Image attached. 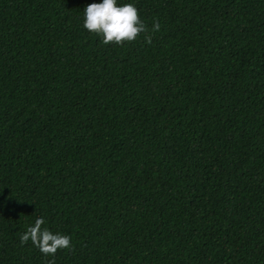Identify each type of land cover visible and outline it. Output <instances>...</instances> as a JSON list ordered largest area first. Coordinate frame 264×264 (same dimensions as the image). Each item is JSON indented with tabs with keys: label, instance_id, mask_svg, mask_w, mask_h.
<instances>
[{
	"label": "trees",
	"instance_id": "obj_1",
	"mask_svg": "<svg viewBox=\"0 0 264 264\" xmlns=\"http://www.w3.org/2000/svg\"><path fill=\"white\" fill-rule=\"evenodd\" d=\"M99 2L0 0V264H264V0H117L122 46Z\"/></svg>",
	"mask_w": 264,
	"mask_h": 264
},
{
	"label": "clouds",
	"instance_id": "obj_2",
	"mask_svg": "<svg viewBox=\"0 0 264 264\" xmlns=\"http://www.w3.org/2000/svg\"><path fill=\"white\" fill-rule=\"evenodd\" d=\"M83 27L100 36L104 44L123 45L132 43L143 33L144 40L151 44L152 35L141 20L139 10L133 3L119 4L117 0H100L99 3H89L83 9ZM161 28L158 19H154L151 32ZM44 218L37 217L34 225L27 228L21 235V244L29 240L45 256H54L60 249L71 248V237L59 232L53 233L46 227ZM54 264V261H48Z\"/></svg>",
	"mask_w": 264,
	"mask_h": 264
}]
</instances>
